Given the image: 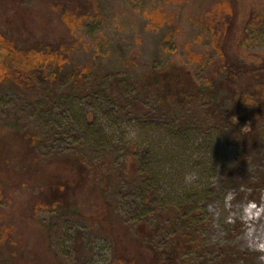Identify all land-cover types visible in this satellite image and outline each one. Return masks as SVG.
I'll list each match as a JSON object with an SVG mask.
<instances>
[{"label":"rangeland","instance_id":"374dc122","mask_svg":"<svg viewBox=\"0 0 264 264\" xmlns=\"http://www.w3.org/2000/svg\"><path fill=\"white\" fill-rule=\"evenodd\" d=\"M220 1L97 0L98 9L71 31L42 3L26 0L15 10L12 0H0V26L9 37L65 40L69 63H89L94 72L92 92L73 89L66 100L56 87L32 95L0 83V147L14 149L17 134L34 133L40 165L52 156L102 164L116 175L105 195L118 218L156 230L151 240L157 249L165 250L188 229L195 232L198 246L184 253L185 264H264V252L244 236L246 211L264 209V139L240 143L229 122L248 131L251 121L212 93L200 110L205 121L199 122L192 107L165 102L135 81L171 61L187 62L201 79L211 45L204 20ZM225 1L238 15L230 53L264 61V0ZM244 34L246 51L238 47ZM190 51L204 57L194 60ZM24 157L9 158L0 170V225L23 236L33 261L21 260L113 264L109 237L84 218L99 191H69L82 218L61 205L35 208L32 200L54 196L44 176L64 168L49 164L34 178ZM190 174L196 179L189 181Z\"/></svg>","mask_w":264,"mask_h":264},{"label":"trees","instance_id":"16d2710c","mask_svg":"<svg viewBox=\"0 0 264 264\" xmlns=\"http://www.w3.org/2000/svg\"><path fill=\"white\" fill-rule=\"evenodd\" d=\"M25 1L12 0L11 9L20 8ZM35 1L46 5L51 13L59 15L60 22L71 31L98 9L97 0ZM156 13L152 11L150 15ZM237 16L236 11L225 0L214 5L207 13L204 24L210 33L211 45L207 67L201 79L196 77L187 62L171 61L163 67L147 69L144 75L141 74L135 81L140 89H150L165 102L174 101L181 107H192L195 112L192 116L199 122L205 121L200 110L204 107L207 95L212 93L216 102L225 101L227 106L230 105V109L251 121L252 125L248 131H241L229 123L234 137L240 143L255 145L263 143L264 139V61L254 63L248 61L245 55L230 53V41L236 32ZM163 21H168V18H164ZM244 39L245 34L239 39L238 47L246 51ZM68 47L65 40L50 43L46 40L31 41L28 38L9 37L0 26V83L7 82L20 91L33 93L32 95H40L41 92L46 94L56 87L60 90L62 100H66L73 89L85 91L86 95L90 94L94 88L91 80L93 67L89 63L81 66L70 64ZM190 54L194 60H202L204 57L191 51ZM205 112L206 115L209 113ZM11 128L19 132L14 125ZM20 133L21 135L16 133L17 142L14 149L2 152L0 147V170L7 168L9 158L15 155L23 156V153L27 157H24L27 159L25 166L32 171L31 175L34 178L37 172L49 164L62 166L64 168L62 172L52 177L45 175L43 178H47L46 190L52 191L54 196L49 200L44 194L46 199L43 198L41 202L38 197L37 201L32 200V203L35 208L61 205L66 207L68 215L74 214L80 218H82L80 210L68 199L69 191L73 186L75 190L80 191L84 188L88 190L96 188L100 196L98 195V200L93 201V209L84 218L109 237L113 264H185L184 253L198 246L195 232L188 229L165 250L157 249L151 240L156 230H150L149 225L145 223L134 228L129 226L118 218L107 200L105 194L116 178L112 171L105 170L100 163L72 156L67 158L52 156L40 165L36 154L37 135ZM14 231L5 224L0 225L1 264H16L14 260L27 261V257L33 261L22 247L23 236L15 235ZM44 242L48 245L47 240L44 239ZM47 252L48 249L44 248V254ZM57 264H65V261L59 260Z\"/></svg>","mask_w":264,"mask_h":264},{"label":"bare ground","instance_id":"6f19581e","mask_svg":"<svg viewBox=\"0 0 264 264\" xmlns=\"http://www.w3.org/2000/svg\"><path fill=\"white\" fill-rule=\"evenodd\" d=\"M264 209L257 210L249 208L246 211L247 221H249L248 230L244 234L245 238L253 245H258L264 252Z\"/></svg>","mask_w":264,"mask_h":264},{"label":"clouds","instance_id":"9594fccd","mask_svg":"<svg viewBox=\"0 0 264 264\" xmlns=\"http://www.w3.org/2000/svg\"><path fill=\"white\" fill-rule=\"evenodd\" d=\"M187 179L189 180V181H192V180H195L196 179V177L194 176V175H189L188 177H187Z\"/></svg>","mask_w":264,"mask_h":264}]
</instances>
